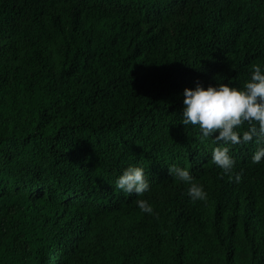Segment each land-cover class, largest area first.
Instances as JSON below:
<instances>
[{
    "label": "trees",
    "instance_id": "1",
    "mask_svg": "<svg viewBox=\"0 0 264 264\" xmlns=\"http://www.w3.org/2000/svg\"><path fill=\"white\" fill-rule=\"evenodd\" d=\"M253 64L264 70V0H0V264H78L93 240L138 250L166 233L174 264L203 235L237 264L236 226L261 237L264 264V142L229 146L237 183L181 124L185 88H242ZM129 166L149 180L142 196L116 187Z\"/></svg>",
    "mask_w": 264,
    "mask_h": 264
},
{
    "label": "clouds",
    "instance_id": "2",
    "mask_svg": "<svg viewBox=\"0 0 264 264\" xmlns=\"http://www.w3.org/2000/svg\"><path fill=\"white\" fill-rule=\"evenodd\" d=\"M183 97L181 124L197 127L201 142L211 140L218 145L213 148L212 163L222 169L230 180L234 176L235 182L239 183L241 173L234 172L235 161L229 154V146L248 144L254 138L257 145L264 142V70L259 64H253L250 80L242 88L223 83L204 88L197 82L195 89L183 90ZM262 159L264 147H258L252 162L260 163ZM168 173L190 185L188 195L192 202L207 201L203 186L193 182L187 168L170 166ZM116 187L128 195L135 193L142 196L150 185L143 168L129 166L116 180ZM136 204L141 212L153 214V207L146 200L139 199Z\"/></svg>",
    "mask_w": 264,
    "mask_h": 264
},
{
    "label": "rangeland",
    "instance_id": "3",
    "mask_svg": "<svg viewBox=\"0 0 264 264\" xmlns=\"http://www.w3.org/2000/svg\"><path fill=\"white\" fill-rule=\"evenodd\" d=\"M207 152L210 153V149L205 151V153ZM42 195L43 191L36 192L31 199L32 202ZM143 242V239L139 240L140 244ZM230 242L234 248V259L237 264H253L255 262L261 237L245 233L239 226H236L230 237ZM91 246L93 249H86L79 257L78 264H174L170 256L174 241L168 233L164 236V242L145 243L138 250L132 249V246L123 240L122 235L114 239L93 240ZM181 246L182 264H224L222 252L211 235H203L191 241L184 240ZM3 264L44 263L34 262L22 253Z\"/></svg>",
    "mask_w": 264,
    "mask_h": 264
}]
</instances>
